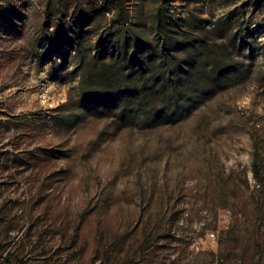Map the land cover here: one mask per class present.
Masks as SVG:
<instances>
[{
  "label": "rangeland",
  "instance_id": "obj_1",
  "mask_svg": "<svg viewBox=\"0 0 264 264\" xmlns=\"http://www.w3.org/2000/svg\"><path fill=\"white\" fill-rule=\"evenodd\" d=\"M162 1L0 0L10 264H264V0H170L159 19ZM118 21L141 51L163 42L161 26L182 42L184 68L200 60L183 119L149 126L157 109L140 102L124 122L112 105L81 102L83 73L103 66L95 44ZM219 63L231 66L223 81ZM211 80L218 90L202 101Z\"/></svg>",
  "mask_w": 264,
  "mask_h": 264
},
{
  "label": "trees",
  "instance_id": "obj_2",
  "mask_svg": "<svg viewBox=\"0 0 264 264\" xmlns=\"http://www.w3.org/2000/svg\"><path fill=\"white\" fill-rule=\"evenodd\" d=\"M162 2L163 5L157 11L159 19L166 16L165 7L170 5V0ZM123 22L118 21L99 36L91 59L103 66L99 73L91 72L94 76L83 73L79 81L81 102L91 110L112 105L124 122H133L137 118L133 112L140 102L139 107L151 106L154 107L152 111L157 109L145 116L149 126L155 123V119L164 123L183 119L197 106L195 99L182 100L181 95L189 85L194 68L199 67L200 60L190 62L189 59L190 66L184 68L183 61L178 59L182 42L177 37L164 34L161 26L157 33L165 35L162 37L163 42L153 47L147 46L141 51L139 40L127 34ZM249 45L251 43L243 38L239 48ZM124 68L135 70L133 72L136 74L123 78ZM212 72L214 75L216 73L213 78L223 81L230 76L231 66L219 63ZM217 90L214 81H207L199 88L198 97L203 101ZM0 264L10 262L0 255Z\"/></svg>",
  "mask_w": 264,
  "mask_h": 264
}]
</instances>
